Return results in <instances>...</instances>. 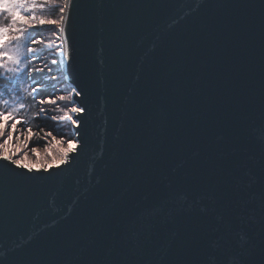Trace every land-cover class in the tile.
<instances>
[{
	"label": "water",
	"instance_id": "water-1",
	"mask_svg": "<svg viewBox=\"0 0 264 264\" xmlns=\"http://www.w3.org/2000/svg\"><path fill=\"white\" fill-rule=\"evenodd\" d=\"M83 148L0 161V264H264V0H74Z\"/></svg>",
	"mask_w": 264,
	"mask_h": 264
},
{
	"label": "snow or ice",
	"instance_id": "snow-or-ice-1",
	"mask_svg": "<svg viewBox=\"0 0 264 264\" xmlns=\"http://www.w3.org/2000/svg\"><path fill=\"white\" fill-rule=\"evenodd\" d=\"M49 3L58 7V19L37 14ZM73 4L74 0H62L61 4H57V0H44V3L0 0V81H5L0 84V161L15 169L29 173L51 172L53 167L61 169L70 165L74 154L83 148L79 131L62 132L57 139L52 130H46L39 123L33 124L35 120L57 123L66 120L70 129H80L81 117L87 112V108L74 99L83 97V91L60 86L61 75L56 74L62 60L70 58V50L65 44ZM45 25L57 26L53 34L59 43L51 39L45 43ZM40 44L45 45L43 51L35 47ZM48 56L52 59L48 60ZM67 84H71L70 77ZM37 106L38 110L31 112ZM49 111L63 115H49ZM33 140L45 141L48 155L51 149H58L56 155H51V162L47 158L39 159L37 147L29 148ZM29 151L37 157L36 161L31 159Z\"/></svg>",
	"mask_w": 264,
	"mask_h": 264
},
{
	"label": "rangeland",
	"instance_id": "rangeland-1",
	"mask_svg": "<svg viewBox=\"0 0 264 264\" xmlns=\"http://www.w3.org/2000/svg\"><path fill=\"white\" fill-rule=\"evenodd\" d=\"M39 3H44V0H38ZM62 3V0H61ZM57 26L56 25H45L44 26V36H45V43L48 42L49 39H51L54 43H59V41L56 39V36L53 34L56 30ZM35 47H37L38 50L43 51L45 49V45L44 44H40V45H36ZM48 60H51L52 57L48 56L47 57ZM39 65V62L37 61V66ZM57 75H61V80L59 81V85L60 86H67V87H73L70 84H67V78L65 76V73L63 71V61L59 64V72L56 73ZM35 75V74H34ZM59 94V93H58ZM29 102L32 103L31 99H29ZM62 106V104H61ZM46 108H51V106H45ZM38 110V106L34 107L31 109V112H35ZM31 112L29 113V115H31ZM49 115H56V116H62V113H59L57 111H49ZM41 124V126H44L46 130H52L53 131V135H55L57 137V139H60V133L62 132H68V131H72V129L69 128L68 122L66 120H60L58 123L57 121H52V120H48V121H41V120H35L33 121V124ZM22 127V126H20ZM37 129L34 127V132ZM32 146L37 147V149L40 152V160H44V159H48L49 162H51V155H56L58 153V149H51L50 155L47 154L46 152V145H45V141H35L33 140L32 143L29 145V148H31ZM66 147V145H64ZM29 156L31 157V159L33 161L37 160V157H35L30 151H29Z\"/></svg>",
	"mask_w": 264,
	"mask_h": 264
},
{
	"label": "trees",
	"instance_id": "trees-1",
	"mask_svg": "<svg viewBox=\"0 0 264 264\" xmlns=\"http://www.w3.org/2000/svg\"><path fill=\"white\" fill-rule=\"evenodd\" d=\"M57 4H61V0H57ZM38 15H44L47 18H55L58 19L59 18V13H58V7H56L55 5H52L51 3H49V5L46 7V9L43 12H37ZM5 83V81H0V84Z\"/></svg>",
	"mask_w": 264,
	"mask_h": 264
},
{
	"label": "bare ground",
	"instance_id": "bare-ground-1",
	"mask_svg": "<svg viewBox=\"0 0 264 264\" xmlns=\"http://www.w3.org/2000/svg\"><path fill=\"white\" fill-rule=\"evenodd\" d=\"M62 61H64V60H62Z\"/></svg>",
	"mask_w": 264,
	"mask_h": 264
}]
</instances>
